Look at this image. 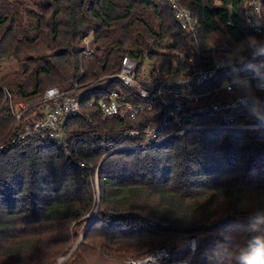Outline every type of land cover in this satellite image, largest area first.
Segmentation results:
<instances>
[{
  "label": "trees",
  "instance_id": "1",
  "mask_svg": "<svg viewBox=\"0 0 264 264\" xmlns=\"http://www.w3.org/2000/svg\"><path fill=\"white\" fill-rule=\"evenodd\" d=\"M180 1L198 18L194 38L180 29L167 0H40L39 20L32 8L0 0L5 30L12 27L17 40L42 38L27 73L1 76L0 103L4 88L14 99L31 100L50 84L67 87L113 72L124 55L147 56L164 71L186 69L180 53L207 64L208 46L227 34L236 40L258 37L247 30L245 0ZM87 34L93 51L82 55ZM227 71L221 69L220 78ZM1 110L0 143L6 144L13 118L7 105ZM153 115L129 122L83 108L67 123L83 165L35 140L0 148V264H127L188 234L199 239L195 264L211 261V254L218 259L210 263L228 264L242 240L248 248L241 264L260 258L264 126L190 129L148 147L108 151L119 131L155 123ZM198 120L216 121L217 115ZM137 141L127 136L121 142Z\"/></svg>",
  "mask_w": 264,
  "mask_h": 264
},
{
  "label": "built area",
  "instance_id": "2",
  "mask_svg": "<svg viewBox=\"0 0 264 264\" xmlns=\"http://www.w3.org/2000/svg\"><path fill=\"white\" fill-rule=\"evenodd\" d=\"M167 1L180 29L194 38L197 16L180 0ZM262 3L263 0L244 1L247 30L258 37L246 35L244 39L236 40L227 34L208 46L203 55L207 64H200L195 54L185 56L180 53L179 57L187 68L173 67L164 71L147 56L124 55L113 72L91 80H76L67 87L50 84L40 96L31 100H13L4 88L13 124L6 144L1 142L0 148L35 140L62 149L70 160L83 165L67 132V123L83 108L90 107H95L102 116H115L129 122L147 113L156 114L150 117L157 120L155 123L119 131L115 137L118 143L110 142L108 151L148 147L190 129L245 130L264 126ZM227 23H231L230 18ZM89 36L82 37V55L93 51ZM221 69L229 72L220 78ZM207 114L217 115V120H198ZM127 136L139 141L121 142Z\"/></svg>",
  "mask_w": 264,
  "mask_h": 264
},
{
  "label": "rangeland",
  "instance_id": "3",
  "mask_svg": "<svg viewBox=\"0 0 264 264\" xmlns=\"http://www.w3.org/2000/svg\"><path fill=\"white\" fill-rule=\"evenodd\" d=\"M20 3L23 7L32 8L34 11L31 14L32 17L37 18V13L39 12L38 5L40 0H15ZM214 2H218L215 0ZM37 20H39L37 18ZM91 36H89V40ZM42 42L41 36L25 40H17L13 33V28L4 29V23H0V78L4 76L10 70H21L23 73H27L31 65V56L37 53L34 50L36 45ZM83 42L81 41V44ZM84 44V43H83ZM89 44V43H88ZM171 52H177L176 50H171ZM12 98V97H11ZM13 100H18L14 99ZM8 101L5 100V96L1 97L0 106L7 105ZM8 107V105H7ZM9 110V107H8ZM2 111V110H1ZM0 111V114H1ZM1 145V144H0ZM94 183H96V176L94 175ZM96 213L95 207L87 213V220L81 226V232L85 228L88 220L91 216L94 217ZM140 214L145 216V213L140 212ZM92 217V218H93ZM264 231V227L262 229ZM80 232V235H81ZM78 236L77 241L80 240ZM246 240H242L240 244L236 245L230 252L228 264H241L243 256L245 255L248 245ZM199 239L195 234H188L184 236H177L162 242L159 246L155 247L153 250L148 252L145 256L139 259L127 260V264H140L149 259H155L158 256H163L162 261L154 262L153 264H195L194 258L197 252V246ZM207 257L211 261H206L207 263L216 261L218 256L216 254H211ZM205 260L206 258L203 257ZM260 258H264V249ZM152 263V262H151ZM150 263V264H151ZM201 263H204L201 262ZM206 263V264H207ZM213 264V263H210Z\"/></svg>",
  "mask_w": 264,
  "mask_h": 264
},
{
  "label": "clouds",
  "instance_id": "4",
  "mask_svg": "<svg viewBox=\"0 0 264 264\" xmlns=\"http://www.w3.org/2000/svg\"><path fill=\"white\" fill-rule=\"evenodd\" d=\"M245 264H264V258H254L246 261Z\"/></svg>",
  "mask_w": 264,
  "mask_h": 264
},
{
  "label": "bare ground",
  "instance_id": "5",
  "mask_svg": "<svg viewBox=\"0 0 264 264\" xmlns=\"http://www.w3.org/2000/svg\"><path fill=\"white\" fill-rule=\"evenodd\" d=\"M162 260H163V256H158L155 259H149V260H146L140 264H150L151 262H152L151 264H153L154 262H158V261H162ZM178 264H184V263H178Z\"/></svg>",
  "mask_w": 264,
  "mask_h": 264
},
{
  "label": "water",
  "instance_id": "6",
  "mask_svg": "<svg viewBox=\"0 0 264 264\" xmlns=\"http://www.w3.org/2000/svg\"><path fill=\"white\" fill-rule=\"evenodd\" d=\"M92 217H93V216H91V217H90V219L88 220V222H87V224H86L85 228H84V229H83V231L81 232V235H80V237L83 235V232H84V230L86 229V227L89 225V223H90V221H91ZM62 259H63V257H62V258H60L59 262H60Z\"/></svg>",
  "mask_w": 264,
  "mask_h": 264
}]
</instances>
